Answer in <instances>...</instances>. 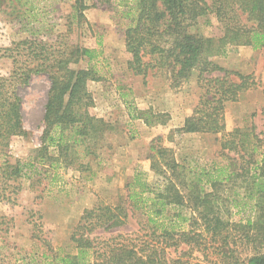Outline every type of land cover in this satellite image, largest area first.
<instances>
[{
    "label": "rangeland",
    "instance_id": "374dc122",
    "mask_svg": "<svg viewBox=\"0 0 264 264\" xmlns=\"http://www.w3.org/2000/svg\"><path fill=\"white\" fill-rule=\"evenodd\" d=\"M84 1L88 7L80 22H72L75 0H21L20 5L16 0H4L0 6V47L36 38L53 44L60 52L74 46L98 50L93 60L84 58L70 66L93 70L95 77L87 82L93 101L89 112L106 124L94 140L83 139L69 159L61 158L58 148L50 145L43 159L36 160L37 151L43 147L51 81L45 73L34 74L28 84L18 86L25 133L12 136L6 150L0 152V165L8 160L3 166V171L8 170L7 183L15 184L11 187L0 181L5 193L11 195L10 199L0 198V253L4 261L49 264L54 255L75 253L70 236L83 214L98 205L122 206L129 214L125 225L92 233L99 248L118 234L148 237L152 227L139 210L133 209L128 184L136 171L149 181L156 178L150 166V148L155 142L168 148L187 168L210 171L225 164L235 169L240 176L218 185L215 192L221 197L219 203L226 218L234 223H254L259 194L244 177L250 181L252 174H262L255 167L264 153V49L233 45L227 47L226 56L213 58L227 69L252 75L254 85L237 101L226 103L223 132H189L184 129L185 122L192 118L201 94L198 71L177 75V69L166 63L160 70L152 69L147 77L135 74L128 67L126 30L137 15L136 2L123 7L119 0ZM188 29L204 37L220 38L223 34L212 15L200 17ZM13 69L11 59L0 58V76H9ZM140 110L149 111L147 117H136ZM235 129L254 131L262 140L248 162L222 147L228 132ZM59 133L56 129L55 136ZM18 163L23 171L13 174L12 167ZM261 178L264 183V176ZM207 189L214 188L207 185ZM173 212L167 208L165 214ZM190 215L191 211L184 208L182 220ZM165 221L169 226V219ZM248 231L254 237L255 230ZM242 235V230L230 228L228 246L222 248L221 240L210 242L207 237L202 250L183 244L175 252L169 250L170 256L180 258L182 264H247L256 249Z\"/></svg>",
    "mask_w": 264,
    "mask_h": 264
},
{
    "label": "trees",
    "instance_id": "16d2710c",
    "mask_svg": "<svg viewBox=\"0 0 264 264\" xmlns=\"http://www.w3.org/2000/svg\"><path fill=\"white\" fill-rule=\"evenodd\" d=\"M16 1L21 4V0ZM132 2H136L137 15L126 30L128 67L144 77L166 63L177 69V75L196 69L201 94L184 129L197 133L223 132L226 103L237 101L242 92L253 87L254 79L250 74L221 66L213 58L226 56L227 47L233 45L264 49V0H119L118 4L127 7ZM3 4L4 0H0V6ZM87 7L84 0H75L72 22H80ZM205 15L216 17L221 24L220 38L200 36L188 29ZM162 36L168 38L164 40ZM97 52L84 46L60 52L53 44L36 38L0 47V58H9L14 63L9 76H0V152L6 150L12 136L25 133L18 86L28 84L34 74L45 73L51 81L44 114L43 147L37 151L36 160L43 159L50 145L56 146L59 156L67 160L83 139L94 140L105 129V121L89 112L93 101L87 82L95 77L93 70L70 66L84 58L93 60ZM148 113L140 110L136 117L144 118ZM56 129L60 130L57 137ZM227 137L222 147L238 153L245 162L253 158L262 143L254 131L235 129L228 132ZM150 149V166L156 178L149 181L141 171H136L128 184L129 200L133 209L139 210L152 227L150 235L146 238L139 234L110 236L99 248L92 233L125 225L129 214L122 206L98 205L83 214L70 236L76 252L54 255L49 264H182L180 258L170 256L169 250L175 252L183 244L201 249L207 237L210 242L221 240L223 248L230 244L229 230L235 227L242 230L247 242L255 244V253L247 264H264V183L259 180L264 176V153L255 167L262 174H252L250 181L244 177L259 194L257 218L254 223L249 220L242 224L225 217L219 203L221 197L215 192L218 185L240 176L235 169L225 164L210 171L187 168L176 161L168 148L155 142ZM7 162L4 161L3 166ZM3 166L0 165L1 184L15 187L7 183L8 170L3 171ZM22 171L21 163L12 167L13 174ZM207 185L214 189L208 190ZM0 198H11L2 186ZM167 208L174 209L173 214L166 215ZM184 208H188L191 215L182 220ZM165 218L171 222L169 226ZM174 222H182V225ZM196 226L199 228L195 229ZM248 228L255 230V238ZM0 264L11 263L5 262L0 253Z\"/></svg>",
    "mask_w": 264,
    "mask_h": 264
}]
</instances>
